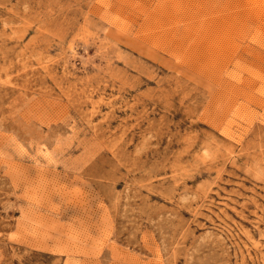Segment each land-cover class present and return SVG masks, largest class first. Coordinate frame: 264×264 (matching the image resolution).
Returning a JSON list of instances; mask_svg holds the SVG:
<instances>
[{
	"label": "rangeland",
	"instance_id": "1",
	"mask_svg": "<svg viewBox=\"0 0 264 264\" xmlns=\"http://www.w3.org/2000/svg\"><path fill=\"white\" fill-rule=\"evenodd\" d=\"M0 264H264V0H0Z\"/></svg>",
	"mask_w": 264,
	"mask_h": 264
}]
</instances>
